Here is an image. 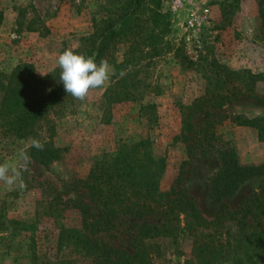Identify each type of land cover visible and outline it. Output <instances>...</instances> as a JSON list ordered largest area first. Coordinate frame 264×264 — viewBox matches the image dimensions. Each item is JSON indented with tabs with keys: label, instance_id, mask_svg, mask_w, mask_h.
Listing matches in <instances>:
<instances>
[{
	"label": "rangeland",
	"instance_id": "obj_1",
	"mask_svg": "<svg viewBox=\"0 0 264 264\" xmlns=\"http://www.w3.org/2000/svg\"><path fill=\"white\" fill-rule=\"evenodd\" d=\"M171 1L159 0L167 24L161 39L150 42L144 30L150 25L139 23L135 38L144 40L134 49V60L115 69L107 87L91 91L53 119L52 131L38 136L43 150L31 147L30 139L0 136V163L17 161L21 150L31 158L23 172L25 189L9 190L0 182V213L32 226L30 231L0 234V264H88L72 244L81 212L93 216L83 182L96 159L108 161L141 140L146 146L138 148L134 178L126 169L128 175L117 180L126 194L145 188L150 193L153 173L151 196L172 189L174 197L192 203L203 221H211L222 209H240L263 186L264 103L241 94L249 92L244 83L250 82L252 96L264 100V0H184L174 11ZM110 8L106 0H0V72L28 63L37 76L50 73L58 67V56L74 50L79 38L91 32L92 20ZM125 48L116 46L111 66L122 61ZM177 54L192 65L185 68ZM226 70L247 72L250 78L233 79ZM212 87L227 95L232 87L238 91L222 106L199 110L189 119L197 128L205 121L217 122L212 135L188 154L178 138L179 106ZM51 147L57 151L51 153ZM231 158L253 168L232 191L223 190L219 179ZM138 180L142 186L127 187ZM177 219L173 235L143 241L142 264H264V236H256L264 219L246 230L228 217L218 227L200 225L189 211H181ZM153 222L123 216L99 240L129 253L138 227Z\"/></svg>",
	"mask_w": 264,
	"mask_h": 264
},
{
	"label": "trees",
	"instance_id": "obj_2",
	"mask_svg": "<svg viewBox=\"0 0 264 264\" xmlns=\"http://www.w3.org/2000/svg\"><path fill=\"white\" fill-rule=\"evenodd\" d=\"M107 2L112 8L105 12L104 16L92 20L91 32L79 38L74 52L84 54L86 57L94 55L99 64L101 60L108 62L112 60L117 45H126L122 61L117 64L112 63L114 70H120L134 60L133 51L138 49L140 42L144 40V38L140 40L135 38L138 36L135 28H139V23L140 26L146 23L150 25V29L144 26L150 42L157 38L161 39L167 24L164 16L159 13V0H106ZM177 57L182 61L181 63H184L185 68L192 65L185 56L177 54ZM60 72L61 69L56 67L46 75L37 76L28 63L16 64L8 73L0 72V136L2 138L32 140L39 139L41 133L52 131L53 119L63 116L78 100L65 92L63 82L60 81ZM242 73L243 75L241 72L226 70V75L233 79L250 78L247 72ZM244 87L249 92H242V96L264 103L263 98L252 96L250 82L244 83ZM237 91L232 87L227 95L226 92L221 94L220 89L206 88L204 93L189 105L179 106L182 127L178 138L185 144L188 154H191L193 147L204 143L208 134L212 135L210 130L217 122L205 121L202 127L197 128L196 125L189 123V119H193L199 110L222 106L234 97ZM204 111V115L210 114L207 110ZM144 146L146 141L141 140L132 144L124 154L118 151L115 155L108 156V161L103 158L96 159L88 171L83 187L91 202L93 216L83 210L80 214V227L72 233L73 246L79 249L88 264L144 263L143 241L158 236L173 235L177 230V216L181 211H189L193 220L209 227L221 226L227 217L234 221L240 230L252 229L261 224L264 219V184L240 209L235 212L222 209L211 221H203L192 203L184 197L183 199L174 197L176 193L172 189L167 193L151 196L150 193L155 192L153 173L148 180L151 185L150 193L147 188L140 190L139 193L134 190L129 194L122 192L124 187L118 186L117 180L121 178V174L128 175L126 169H129L131 177L134 178L132 170L136 169L135 164L140 159L137 156L138 148ZM55 151L57 149L50 148L51 153ZM121 154L122 157H119ZM38 161L42 164L45 162ZM252 170V166L242 165L235 159L226 160L219 173V179L224 183L223 190H234L241 181L251 175ZM136 186H142L139 180L127 187ZM123 216L145 217L154 221L149 224L143 223L138 227L135 236L131 239L129 253L115 250L99 240L101 234L113 231L117 220ZM30 228H32L30 224L5 218L0 213V234L30 231ZM260 235L264 236V226L256 234V236Z\"/></svg>",
	"mask_w": 264,
	"mask_h": 264
},
{
	"label": "clouds",
	"instance_id": "obj_3",
	"mask_svg": "<svg viewBox=\"0 0 264 264\" xmlns=\"http://www.w3.org/2000/svg\"><path fill=\"white\" fill-rule=\"evenodd\" d=\"M57 65L61 69L60 81L63 82L65 92L78 100H84L95 89L107 87L111 76L115 75L114 68L107 60H101L97 64L94 55L86 57L71 48L64 50L58 56ZM46 74L41 73V75ZM31 147L43 150L44 144L33 138ZM30 160L27 151L21 150L17 161L0 163V182L9 190L13 187L25 189L23 172L28 170Z\"/></svg>",
	"mask_w": 264,
	"mask_h": 264
},
{
	"label": "built area",
	"instance_id": "obj_4",
	"mask_svg": "<svg viewBox=\"0 0 264 264\" xmlns=\"http://www.w3.org/2000/svg\"><path fill=\"white\" fill-rule=\"evenodd\" d=\"M182 1H184V0H172L171 1V9L174 11L178 6H181Z\"/></svg>",
	"mask_w": 264,
	"mask_h": 264
}]
</instances>
